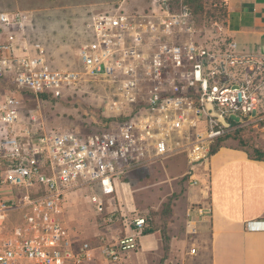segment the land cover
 Wrapping results in <instances>:
<instances>
[{
  "label": "built area",
  "instance_id": "1",
  "mask_svg": "<svg viewBox=\"0 0 264 264\" xmlns=\"http://www.w3.org/2000/svg\"><path fill=\"white\" fill-rule=\"evenodd\" d=\"M186 1L180 0L177 12L170 0H154L147 12L92 16L90 40L78 49L80 70L51 69L40 43L27 36L30 16L0 12V264H91L92 247L74 248L61 220L66 196L79 190L90 191L103 224L121 222L116 238L102 240L107 262L130 264L128 254L139 248L146 220L121 205L124 178L179 154L198 167L208 162L217 138L256 122L264 57L237 53L230 44H198ZM79 81L111 90L98 105L103 122L92 133L41 124V132L34 131L36 117L22 125L20 100L1 88L9 84L37 98ZM203 190L208 199L207 186ZM12 214L17 223L10 222ZM210 214L209 203L190 215ZM188 253L196 255V248Z\"/></svg>",
  "mask_w": 264,
  "mask_h": 264
},
{
  "label": "rangeland",
  "instance_id": "2",
  "mask_svg": "<svg viewBox=\"0 0 264 264\" xmlns=\"http://www.w3.org/2000/svg\"><path fill=\"white\" fill-rule=\"evenodd\" d=\"M153 1L141 0L144 9L148 8L145 12L153 7ZM176 1L173 3L170 0L173 12H177L181 4L180 0ZM187 4L191 11L190 23L194 28V40L211 49L227 47L230 38L226 32L223 0H191L190 5L188 2ZM50 21V26L43 28L44 31H51L47 37L52 42L48 45L45 55L48 66L53 70H80L82 64L78 49L81 43L90 40L86 30L80 35V15L76 11H69L59 13L58 17H53ZM69 33L72 36H69ZM1 88L20 100L22 125H30V115L36 117L33 130L37 132H41V126L46 130H72L84 134L97 131L103 122L98 105L111 93V90L104 86L80 81L62 90L60 94H38L37 98L15 90L9 84ZM259 99L260 106L264 103V87L261 88ZM261 125H264V116L258 117L255 123L231 128L225 133L231 134L230 139L224 140L220 145H243L253 155L251 146L259 143V140H264L258 130ZM191 178H196L198 184L192 185ZM208 178L207 163L192 168L182 154L134 170L124 178L127 183L126 192L131 199V205L135 207V215L146 220L145 232L155 233L160 239V250L153 255V264H165L171 255L173 264H178L177 261L184 264L201 263V248L207 246V240L200 235V223L207 219H196L190 214L195 208L209 206L206 195L201 192L208 185ZM88 195H83L86 209L82 216L89 227L85 242L93 247L100 244L96 239L99 235L94 234L107 225L95 215ZM76 211L80 220V208ZM92 239L97 241L93 242ZM193 246L196 248L194 256L188 253ZM205 259L204 264H208L207 255Z\"/></svg>",
  "mask_w": 264,
  "mask_h": 264
},
{
  "label": "crops",
  "instance_id": "3",
  "mask_svg": "<svg viewBox=\"0 0 264 264\" xmlns=\"http://www.w3.org/2000/svg\"><path fill=\"white\" fill-rule=\"evenodd\" d=\"M140 2L141 0H0V12L21 11L28 14L32 20L27 27L29 41L40 43L45 56L52 41L47 37L51 31H44L43 28L49 27L50 20L58 17L59 13L76 11L80 15V35H83L85 30L90 34L86 27L92 16L117 10L125 13L145 12L148 8L144 9ZM223 3L226 9V32L232 50L240 54L264 57V0H223ZM85 18L87 19L84 20ZM258 130L264 139V125L259 126ZM253 147L264 151V140H259ZM207 169L211 214L206 221L200 223V235L207 240V246L201 248L200 264H204L206 255L208 264H264V160L253 159L246 148L238 145L222 146L209 158ZM77 192L66 196L61 216L74 242V248L87 243L85 238L86 233H89L82 215L86 209L83 195H88L90 191L81 190L80 195ZM201 192L205 194V190ZM105 199L108 206H113L114 200L111 197ZM119 201L127 211L135 212L125 184L119 185ZM79 208L80 220L76 211ZM9 220L17 223L19 216L12 214ZM121 229V222L98 229L94 236L99 235L96 239L100 244L91 246L94 255L91 264H109L100 248L102 240L116 238ZM96 239L92 241L95 242ZM159 242L155 233L144 234L139 248L128 254L129 263L153 264V255L160 250ZM173 260L171 255L165 264H173Z\"/></svg>",
  "mask_w": 264,
  "mask_h": 264
},
{
  "label": "trees",
  "instance_id": "4",
  "mask_svg": "<svg viewBox=\"0 0 264 264\" xmlns=\"http://www.w3.org/2000/svg\"><path fill=\"white\" fill-rule=\"evenodd\" d=\"M190 1H191V0H187L186 3L188 2L189 5H190ZM171 2L176 3L177 1H176V0H173V1H172V0H171ZM224 9H225V7H224ZM225 11H226V9H225ZM258 116H259V117H263V116H264V103H263V104H260V106L258 107ZM230 136H231V134H226V135H224V136H221V137L217 138V139L215 140L214 144H213L212 147H211V155L214 154V153H215L220 147L224 146V145H220V144H221L224 140L230 139ZM238 147L246 148V147L243 146V145H238ZM250 149H252V151H253V155H251L250 152L246 149V150L249 152L250 157H252V158L255 159V160H264V151H261V150H259V149H255V148L252 147V146H251ZM147 233H151V232H145V234H147Z\"/></svg>",
  "mask_w": 264,
  "mask_h": 264
},
{
  "label": "water",
  "instance_id": "5",
  "mask_svg": "<svg viewBox=\"0 0 264 264\" xmlns=\"http://www.w3.org/2000/svg\"><path fill=\"white\" fill-rule=\"evenodd\" d=\"M208 109H210V105H207L206 106ZM210 115L211 116H216L214 113H212V112H210ZM231 119H233V120H235V121H238V118L237 117H235V116H231ZM220 121L225 125V126H227L228 124H227V122L224 120V119H221L220 118Z\"/></svg>",
  "mask_w": 264,
  "mask_h": 264
}]
</instances>
